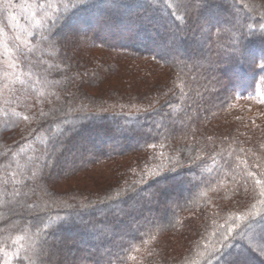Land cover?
<instances>
[{"label":"trees","instance_id":"1","mask_svg":"<svg viewBox=\"0 0 264 264\" xmlns=\"http://www.w3.org/2000/svg\"><path fill=\"white\" fill-rule=\"evenodd\" d=\"M34 4L0 264H264V0Z\"/></svg>","mask_w":264,"mask_h":264},{"label":"rangeland","instance_id":"2","mask_svg":"<svg viewBox=\"0 0 264 264\" xmlns=\"http://www.w3.org/2000/svg\"><path fill=\"white\" fill-rule=\"evenodd\" d=\"M34 0H0V78L9 77L16 58L15 48L21 41L20 34L29 31L26 21L34 20ZM23 18V19H22ZM4 90V87H0ZM2 100H0V105ZM258 110L262 104H258ZM6 258L8 255H5Z\"/></svg>","mask_w":264,"mask_h":264},{"label":"snow or ice","instance_id":"3","mask_svg":"<svg viewBox=\"0 0 264 264\" xmlns=\"http://www.w3.org/2000/svg\"><path fill=\"white\" fill-rule=\"evenodd\" d=\"M113 6H115V7H119V5H115V4H113Z\"/></svg>","mask_w":264,"mask_h":264}]
</instances>
